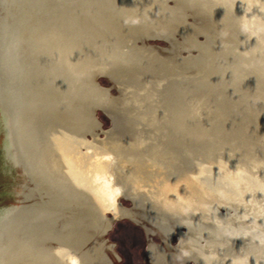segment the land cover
I'll list each match as a JSON object with an SVG mask.
<instances>
[{
	"label": "water",
	"instance_id": "95a60500",
	"mask_svg": "<svg viewBox=\"0 0 264 264\" xmlns=\"http://www.w3.org/2000/svg\"><path fill=\"white\" fill-rule=\"evenodd\" d=\"M0 264H264V0H0Z\"/></svg>",
	"mask_w": 264,
	"mask_h": 264
}]
</instances>
